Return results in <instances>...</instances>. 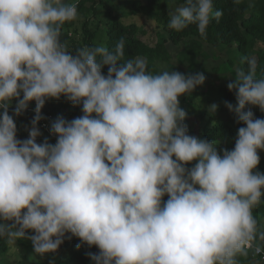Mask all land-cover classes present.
Masks as SVG:
<instances>
[{"label":"clouds","instance_id":"obj_1","mask_svg":"<svg viewBox=\"0 0 264 264\" xmlns=\"http://www.w3.org/2000/svg\"><path fill=\"white\" fill-rule=\"evenodd\" d=\"M169 15L170 29L196 25L206 38L223 12L213 0H186ZM77 18L76 3L0 0V238L11 249L28 239L42 257L70 234L99 249L88 254L93 264H240L260 255L264 227L253 210L264 198L256 170L264 119L249 108L264 113L257 58L241 57L247 70L227 85L236 105L225 106L244 127L234 149L218 152L215 142L188 134L179 103L204 83L203 73L152 74L143 58L123 60V38L111 50L73 55L61 34ZM61 96L82 104L83 115L58 117L56 143L38 144L41 110ZM13 100L17 117L36 105L25 140L9 115Z\"/></svg>","mask_w":264,"mask_h":264},{"label":"trees","instance_id":"obj_2","mask_svg":"<svg viewBox=\"0 0 264 264\" xmlns=\"http://www.w3.org/2000/svg\"><path fill=\"white\" fill-rule=\"evenodd\" d=\"M170 0H63L65 3H76L78 18L75 21L66 23L63 26L61 41L66 45L69 52H73L82 47H95L98 45L106 46L109 50L113 49L118 41L124 40V57L123 60L143 58L147 64V70L152 74H159L163 71H178L184 75H191L199 72L201 65L198 58L204 50V46H212L216 48H227L228 50H237L238 56L236 60L239 62V69L247 70V63H241L243 56H255L258 61L257 77L264 76V49L257 50L258 43L264 44V0H213L214 11L221 10L222 17L217 20L213 18L206 29V38L201 37L196 25H190L182 31H175L168 27L170 22V13L172 9L169 7ZM175 4L182 6L186 0H174ZM131 7L134 15H143L147 19L155 22L156 29L159 30V40L155 45L147 44L143 40L145 31L135 23L126 24L122 16L125 12L119 13L124 7ZM80 22V30H76L77 23ZM79 24V23H78ZM75 29V33L80 36V42L76 43L77 35H72L71 30ZM169 47L180 49L176 55L178 62L186 65L184 70L179 65L172 63L173 57ZM162 65H165L162 67ZM235 59H229L217 68L214 72L220 74L221 68L228 69L225 74L233 71L235 67ZM102 73L107 75L108 67H102ZM206 76V74H204ZM229 84V83H228ZM227 84V85H228ZM203 85V84H202ZM216 99L221 103L219 107V115L216 121L208 120L201 125L200 134L198 135L186 119L184 123L188 127V134L200 139H206L209 142H215L217 151L222 149L231 151L235 146L238 129L244 125L238 122L237 116L233 113L232 117L225 119V102L236 105V93L229 91L227 85L219 84ZM200 93L195 92L185 95L183 102L194 101ZM22 98V95H21ZM17 101H12L9 108V115H12L17 127V139L25 140L28 138L31 129V121L35 116V102H31L26 111L20 116L14 115V108ZM248 109L246 108V111ZM2 111V110H0ZM222 113V114H221ZM254 118L264 119V113H261L258 107L255 108ZM43 119L37 124L40 135L37 137V143H43L45 139L49 143L55 144L57 137L52 133V124L58 117H63L66 121L80 117L82 113V104L73 106L65 97L61 96L59 100H46L41 110ZM205 116L201 115L200 119ZM42 121L48 123L49 130L53 136L42 127ZM222 154V153H221ZM187 165L191 168L195 165ZM264 173V158L260 157V163L256 169ZM164 201L168 199L165 196ZM253 214L262 226L264 222V198L262 203L258 205ZM29 232L27 235H32ZM77 244H81L76 237L66 234L64 242L61 244L63 255L56 260L32 262V258L37 256L33 251L31 241L28 239L17 240L15 247L21 248L23 259L19 264H93L89 257V253L98 254L99 249L95 246L89 247L81 244L77 248ZM11 248L7 245L3 238H0V264H13L9 260ZM264 253V251H263ZM264 261L260 255L252 257L251 254L247 259L240 258V264H255Z\"/></svg>","mask_w":264,"mask_h":264},{"label":"rangeland","instance_id":"obj_3","mask_svg":"<svg viewBox=\"0 0 264 264\" xmlns=\"http://www.w3.org/2000/svg\"><path fill=\"white\" fill-rule=\"evenodd\" d=\"M70 1V0H68ZM169 7L172 9V12L175 11L177 7H180L175 4L174 0L169 1ZM125 12V14L122 16L124 23L130 24L135 23L138 26H140L144 31L145 34L143 35V40L150 45H155L159 40V30L156 29L155 22L147 19L143 15H134L132 13L131 7L127 6L120 10L119 13ZM82 20H79V24L77 23L76 30H80V22ZM75 29L71 30L70 33L72 35H77L76 37V43L78 44L80 42V36L78 33H75ZM170 52L172 53V63L179 65L182 69H186L187 66L183 65L178 62L176 59V55L178 52H180V49L175 47H169ZM256 49H264V44L258 43L256 45ZM238 56L237 50L234 48V50H228L227 48H216L212 46L205 45L204 50L202 51V54L198 58V63L201 65L199 72L206 74L205 81L203 85H200L195 88V90L192 93L198 92L200 95L198 98H196L194 101L189 102H183L184 96L179 97V103L180 107L185 110L187 113V120L194 129V131H197L196 133L199 135L200 131H198L206 121L208 120H214L216 121L218 119V116L220 111L219 107L221 106V103L215 98L217 95V90L219 88V84L222 86L227 85L231 82L230 79H234L237 73V70L239 69V61L236 60V57ZM229 59H235V67L233 71L224 73L228 71V69L221 68L219 70L220 74H217L214 72V68L219 67L224 62L228 61ZM165 65H162V67ZM104 74V73H102ZM105 75V74H104ZM106 76V75H105ZM191 93V94H192ZM213 104L217 105V111L215 114H210L209 108ZM250 110L255 113V108L249 106ZM222 114V113H221ZM233 112H230L228 108L226 107L224 118L228 119L232 117ZM201 115H204L205 118L202 120L200 119ZM37 141V140H36ZM259 156L264 158V151L259 152ZM2 223V221H0ZM262 227H264V222L262 224ZM11 254L9 255V260L13 264H19L20 261L23 259V252L21 248L15 247L14 249H11ZM60 255H63V251L61 246L58 248V250L55 253L46 254L45 256H34L32 258V262H37L38 260L42 261H48V260H56L60 257ZM255 264H264V261H257Z\"/></svg>","mask_w":264,"mask_h":264},{"label":"built area","instance_id":"obj_4","mask_svg":"<svg viewBox=\"0 0 264 264\" xmlns=\"http://www.w3.org/2000/svg\"><path fill=\"white\" fill-rule=\"evenodd\" d=\"M42 127L47 131V132H49L52 136H53V134L50 132V130H49V126H48V123L47 122H45V121H42ZM260 256L262 257V260H264V253H263V251H262V253L260 254Z\"/></svg>","mask_w":264,"mask_h":264}]
</instances>
